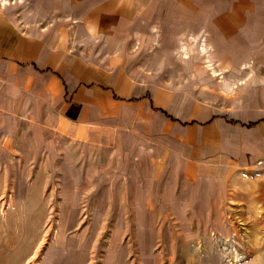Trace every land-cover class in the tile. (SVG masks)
<instances>
[{
	"label": "rangeland",
	"instance_id": "1",
	"mask_svg": "<svg viewBox=\"0 0 264 264\" xmlns=\"http://www.w3.org/2000/svg\"><path fill=\"white\" fill-rule=\"evenodd\" d=\"M0 10L70 51L142 69L170 108L213 111L250 138L236 168L190 165L128 114L79 145L41 106L0 108V264H264V140L243 127L264 119V0H0Z\"/></svg>",
	"mask_w": 264,
	"mask_h": 264
},
{
	"label": "crops",
	"instance_id": "2",
	"mask_svg": "<svg viewBox=\"0 0 264 264\" xmlns=\"http://www.w3.org/2000/svg\"><path fill=\"white\" fill-rule=\"evenodd\" d=\"M171 99L142 69L70 51L57 37L24 31L0 10V108L18 113L20 107L41 106L57 132L79 145L103 138L113 117L128 114L182 146L190 165L236 168L244 162L240 154L250 138L238 122L208 110L192 117L170 108ZM243 127L258 129L264 140V119Z\"/></svg>",
	"mask_w": 264,
	"mask_h": 264
},
{
	"label": "trees",
	"instance_id": "3",
	"mask_svg": "<svg viewBox=\"0 0 264 264\" xmlns=\"http://www.w3.org/2000/svg\"><path fill=\"white\" fill-rule=\"evenodd\" d=\"M261 121V120H260ZM260 121H256V122H251L249 124H245L244 126L248 127V128H254L257 126V124L260 122Z\"/></svg>",
	"mask_w": 264,
	"mask_h": 264
}]
</instances>
